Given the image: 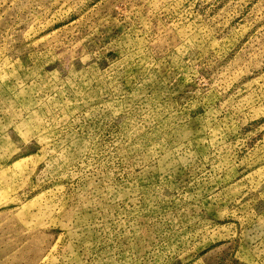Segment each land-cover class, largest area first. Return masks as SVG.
Returning <instances> with one entry per match:
<instances>
[{
	"label": "rangeland",
	"instance_id": "obj_1",
	"mask_svg": "<svg viewBox=\"0 0 264 264\" xmlns=\"http://www.w3.org/2000/svg\"><path fill=\"white\" fill-rule=\"evenodd\" d=\"M0 264H264V0H0Z\"/></svg>",
	"mask_w": 264,
	"mask_h": 264
}]
</instances>
